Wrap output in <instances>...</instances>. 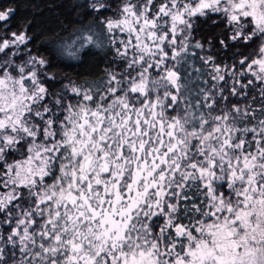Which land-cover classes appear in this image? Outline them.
<instances>
[{
  "label": "snow or ice",
  "instance_id": "6c2138e0",
  "mask_svg": "<svg viewBox=\"0 0 264 264\" xmlns=\"http://www.w3.org/2000/svg\"><path fill=\"white\" fill-rule=\"evenodd\" d=\"M71 14L0 31V264H264V0Z\"/></svg>",
  "mask_w": 264,
  "mask_h": 264
},
{
  "label": "trees",
  "instance_id": "16d2710c",
  "mask_svg": "<svg viewBox=\"0 0 264 264\" xmlns=\"http://www.w3.org/2000/svg\"><path fill=\"white\" fill-rule=\"evenodd\" d=\"M75 2L77 0H0V10L9 7L15 9L9 21H7L8 28L5 30L0 27V31L7 33L17 31L19 26L30 20L32 21V30L37 36H40V40L53 38L60 32L61 26L70 25L71 22L75 21L76 17L71 14V9ZM78 2H83V0H78ZM108 14L110 15V13ZM198 25L199 28L194 32V35L201 40L209 37L214 39L217 34L224 31L222 24L214 27L211 21H199ZM40 40L36 41L37 45L40 44ZM216 47L219 48L218 43ZM43 54L47 55L48 53L44 52ZM61 70L74 75L77 72L89 71V67L85 65L84 67L70 69L61 66L53 69V71Z\"/></svg>",
  "mask_w": 264,
  "mask_h": 264
}]
</instances>
